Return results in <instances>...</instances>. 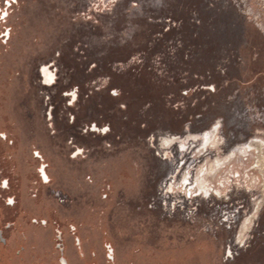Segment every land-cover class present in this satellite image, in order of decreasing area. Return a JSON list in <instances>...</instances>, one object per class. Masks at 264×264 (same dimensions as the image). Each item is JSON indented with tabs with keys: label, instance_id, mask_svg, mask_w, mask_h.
Returning a JSON list of instances; mask_svg holds the SVG:
<instances>
[{
	"label": "rangeland",
	"instance_id": "rangeland-1",
	"mask_svg": "<svg viewBox=\"0 0 264 264\" xmlns=\"http://www.w3.org/2000/svg\"><path fill=\"white\" fill-rule=\"evenodd\" d=\"M16 1L0 44V228L16 230L0 249L58 264L56 226L69 264H107L104 244L112 264H264V0ZM193 144L208 155L189 185Z\"/></svg>",
	"mask_w": 264,
	"mask_h": 264
},
{
	"label": "flooded vegetation",
	"instance_id": "flooded-vegetation-1",
	"mask_svg": "<svg viewBox=\"0 0 264 264\" xmlns=\"http://www.w3.org/2000/svg\"><path fill=\"white\" fill-rule=\"evenodd\" d=\"M44 69H47V70L44 71ZM41 74H42V76L44 78V81H46L48 83H52L53 82V75L51 74V72H49V70H48L47 67H42ZM0 139H2V140L3 139H7L5 133L0 132ZM162 149H167V148H162ZM187 149H188L187 152H185V147L183 145L180 148V153L178 155V164H177L178 169H177V173H178V176L179 177H183V175L185 173L190 172L189 177H191V180L190 181H188V180H185L184 181V184L189 183V185H190V183H192L193 180H194V176L196 175V172H197L200 164H202V163H204L206 161V156L208 154H204L203 155L204 158H200V156L197 154L198 148L194 144L191 145L190 147H187ZM224 149H226V147ZM76 154H79V152H77ZM163 157H164V159H166L165 155ZM43 167L44 166L41 167V169H40L41 171H39V173L41 174V177L43 179H45L47 177L45 175V171H44V168ZM0 184H1V182H0ZM8 187H9V183H7V188ZM188 189L189 190H187V191L189 192V199H191V200L192 199H195L196 200L195 203L192 202L193 207L203 206V207H205L209 211H215L217 209V206H216L217 203H214L210 199V194H207V197H202L201 199H198V197L201 196V193L200 192H197V190L194 189L193 186L188 187ZM237 198H240V199L242 198L241 195H240V193H239V190H231V191H229V193L227 195V199L223 203V205L224 204L225 205L223 206L222 210H224V208H226V210H230V208H232V207L228 203L231 202L232 200H236ZM214 199H216L215 196H214ZM220 200H222V199H220ZM175 211L181 212V210H179L177 208L174 209V212ZM111 247H112V245H111ZM111 251L112 252L109 255L110 262H111V260H114L115 259L114 258V251H113L112 248H111ZM229 251H230V249H227L226 250V257H228V258L231 257V255L228 254ZM110 262L108 261V263H110Z\"/></svg>",
	"mask_w": 264,
	"mask_h": 264
},
{
	"label": "built area",
	"instance_id": "built-area-1",
	"mask_svg": "<svg viewBox=\"0 0 264 264\" xmlns=\"http://www.w3.org/2000/svg\"><path fill=\"white\" fill-rule=\"evenodd\" d=\"M17 5V1L16 0H2V4L0 3V44L1 46L6 45L9 38H10V32H11V27L9 25H7L9 16L11 15V13L13 12V8L14 6ZM7 35H4V34ZM1 184H0V192L3 191H8L9 187L7 188V183L8 180L7 179H2L0 180ZM6 182V183H5ZM6 188V189H5ZM1 198V196H0ZM3 201V204L7 207H13V205L15 204L14 198L13 197H6L1 199ZM9 201H11V203H9ZM32 223H38L35 220L32 221ZM39 223H41L42 225L47 224L46 221H40ZM51 225H55V223H52ZM11 227H13L15 229L14 223L13 222H7L5 224V226L3 228H0V245L4 246L6 244V237L4 235V231L10 229ZM57 227L55 226V236H54V241L56 240L55 243V250L57 251L56 255L58 257V264H69V262L67 261V259L63 256L64 255V248L63 245L61 243H59L62 239L61 236V232H59L58 230H56ZM24 237V235H22ZM75 247L77 249V253L79 255V257H83V255L81 254V252H79V247L78 244H75ZM104 248V259H105V263L107 264H112L114 262V260L109 259V255L111 254V245L110 244H104L103 245ZM113 249V248H112ZM54 255V254H53ZM55 256V255H54ZM65 260V261H64ZM108 261L110 263H108ZM66 262V263H65Z\"/></svg>",
	"mask_w": 264,
	"mask_h": 264
},
{
	"label": "crops",
	"instance_id": "crops-1",
	"mask_svg": "<svg viewBox=\"0 0 264 264\" xmlns=\"http://www.w3.org/2000/svg\"><path fill=\"white\" fill-rule=\"evenodd\" d=\"M37 158H38V156H37ZM4 207L6 208L7 206L4 205ZM7 208H9V207H7ZM15 230H16V228H15ZM27 231H28L27 233H29V230H27ZM18 234L16 235V237H19L21 240H26L25 239L26 238V234L25 233H20L19 234L20 236ZM22 235H24V237ZM35 237L38 238V236H35ZM17 239L18 238H16V240ZM6 240H7V238H6ZM6 243H7V241H6ZM2 247H4V246L0 245L1 249H2ZM1 249H0V264H11L12 262H14L15 264H22L23 260L21 258L22 257L21 251H23V248H20V249L14 251L12 255H8L7 254L8 250H4V252H3ZM35 264H39V263H35Z\"/></svg>",
	"mask_w": 264,
	"mask_h": 264
},
{
	"label": "snow or ice",
	"instance_id": "snow-or-ice-1",
	"mask_svg": "<svg viewBox=\"0 0 264 264\" xmlns=\"http://www.w3.org/2000/svg\"><path fill=\"white\" fill-rule=\"evenodd\" d=\"M4 35H7V34L5 33ZM46 70H47V69H44V71H46ZM113 94H115V93H113ZM103 131H105V132H106V131H108V129H106V128H105V129H103ZM5 183H6V182H5ZM9 203H11V201H9ZM228 254H229V255H231V252L229 251V253H228Z\"/></svg>",
	"mask_w": 264,
	"mask_h": 264
}]
</instances>
